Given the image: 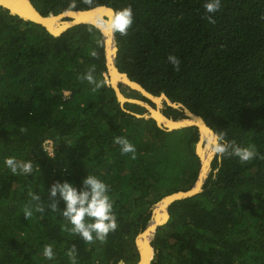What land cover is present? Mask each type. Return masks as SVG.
<instances>
[{"label": "trees", "instance_id": "16d2710c", "mask_svg": "<svg viewBox=\"0 0 264 264\" xmlns=\"http://www.w3.org/2000/svg\"><path fill=\"white\" fill-rule=\"evenodd\" d=\"M31 1L45 15L130 6L133 24L126 35L115 31L120 70L152 94L165 93L201 115L229 141L258 152L245 163L215 155L202 190L169 206L170 218L152 241V264H264V0H221L214 14L205 11L206 0ZM169 55L180 59V71ZM92 66L103 81L96 91L79 79ZM107 72L97 26L77 24L53 35L0 6V264H72L66 253L73 245L77 264H136V238L153 205L196 183L199 129L166 130L130 113L145 108L123 106ZM164 113L184 117L168 105ZM117 136L135 146V159L121 153ZM48 139L53 154L44 148ZM6 157L31 160L32 174L13 175ZM87 174L106 183L117 217L118 228L105 242L86 243L64 230L72 225L62 215L66 205L59 194L56 210L51 207L54 182L67 180L79 189ZM32 193L45 211L33 208L26 220L24 207L36 203ZM48 244L52 260L43 255Z\"/></svg>", "mask_w": 264, "mask_h": 264}, {"label": "clouds", "instance_id": "9594fccd", "mask_svg": "<svg viewBox=\"0 0 264 264\" xmlns=\"http://www.w3.org/2000/svg\"><path fill=\"white\" fill-rule=\"evenodd\" d=\"M204 8L207 13L214 14L220 10L221 0H206ZM207 19L209 23H215L212 15H209ZM132 24L133 12L130 6L116 11L111 20L112 29L122 35L127 34V30ZM93 55L95 56V52H93ZM167 59L169 63L173 65L175 71H180L181 61L178 57L169 55ZM94 71L95 68L92 66L84 75L79 77L82 81L86 80L89 84L94 86L92 91H96L103 86V81L95 79ZM26 131V128L20 129L22 134ZM114 142L121 146L122 154L131 153V158H136L135 146L130 143L127 138L117 136L114 138ZM52 147L54 151V146ZM209 147L213 153L221 158L224 156L238 157L241 163L250 162L258 156V152L254 145L250 144L247 147H242L237 144L235 140L229 141L226 132H214L209 140ZM4 162L13 175H31L33 172V162L31 160L18 161L15 157H6ZM48 194L49 199L53 201L51 205L52 210L55 211L58 206L55 200L57 194H59L66 205L62 215L72 227L70 229L65 227L64 230L72 234H78L86 243H94L96 240L105 242L109 233L117 230L118 221L113 212V202L109 196V188L106 183L97 178V176L87 174L82 180L79 189L67 180L64 182L56 181L51 185ZM31 200L36 203L24 207L23 215L26 220L33 215V208L36 212L41 214L45 211L44 206L39 203L41 197L38 194L32 193ZM43 255L48 260L54 259L55 253L51 244L44 247ZM66 255L69 257L72 264H77V250L75 245L67 251Z\"/></svg>", "mask_w": 264, "mask_h": 264}, {"label": "water", "instance_id": "95a60500", "mask_svg": "<svg viewBox=\"0 0 264 264\" xmlns=\"http://www.w3.org/2000/svg\"><path fill=\"white\" fill-rule=\"evenodd\" d=\"M0 6H2L4 9H8L10 13L13 15H18L19 17L25 20L34 21L36 23L43 25L53 35H60L64 31H66L68 28L75 26L77 24L90 23V24L97 26L102 31L104 35V39H105L106 62H107V69H108L106 78H107L108 83H110L112 87L115 89L117 97L119 101L121 102V104L124 106L125 103L130 102V103H136V104H139L145 107L148 110V112L145 114L131 112L129 110L128 111L137 117L153 118L156 120L159 127L166 129V130H175V129H180V128H184L188 126H196L199 129L200 140L198 141L196 145V151L201 159L202 167H201L199 177L196 183L190 189L180 190L172 194H169L165 196L163 199H161L159 202L154 204L153 209H152V218L149 221L148 226L136 238V243H137L139 253H140L139 261L136 264H152V259L154 258L155 253L157 252L154 246L152 245V241L155 237L158 227L165 224L170 218L169 206L176 200H180V199L191 197V196L198 194L203 188L204 181L210 173L211 163L216 154L212 153L211 155L212 159L209 163V167H208L209 170L202 183L201 175H202L203 168H204V159L200 152L199 143L203 140L201 149H205L204 142L206 141V139L209 140L207 138V134L205 133V130H208L210 134H213L215 131L208 125L206 120L201 115L194 113L184 104L172 101L165 93H162L160 96L152 94L141 83L133 80L128 75V73L122 72L120 70V68L117 65V61H116L117 53H118V43L116 40L115 31L114 30L112 31L113 41L111 40L115 46V52L113 53V57H110L109 52H108V37L106 35V26L110 22L109 20L112 19L111 18L112 16H110V14L113 15V17L115 15L114 8L108 5H98V6L85 9V10H66L59 14L50 13L49 15H45L36 8V6L33 4L31 0H0ZM85 16H88L89 19L85 20L84 19ZM64 23H67V27L62 28L60 31H56L50 28V27H54L57 25H64ZM121 84H126L131 89H135L139 91L142 95H144V97H146L152 103H154L156 107H153L149 102H146L144 100H140L136 98H128L123 93L121 89ZM165 105H168V106H171L177 109H181L184 112L185 117L174 119L172 117L167 116L164 113ZM167 121H173L177 124L171 126L167 124ZM160 204L165 205L164 207L165 216L163 217V220L157 219L158 215L156 214L157 206ZM154 220L156 221L154 228H151L153 230H150L149 228ZM147 240H148L149 249L148 251H145L143 250L144 249L143 244L144 243L147 244ZM150 252H152V257L149 259ZM119 264H126V263L123 260H121Z\"/></svg>", "mask_w": 264, "mask_h": 264}, {"label": "bare ground", "instance_id": "6f19581e", "mask_svg": "<svg viewBox=\"0 0 264 264\" xmlns=\"http://www.w3.org/2000/svg\"><path fill=\"white\" fill-rule=\"evenodd\" d=\"M110 16H112L111 18H113V15L110 14ZM84 19L87 20V19H89V17L88 16H85ZM111 20H109L110 22L106 26V35L108 37V52H109L110 57H113V53L115 52V46L112 43V41H113L112 40V38H113V32H112L113 29L111 27ZM65 27H67V23H64V25H57V26L50 27V28L53 29V30H56V31H60L62 28H65ZM167 124L173 126V125H176L177 123H175L173 121H167ZM205 133L207 134V138L210 140V138L212 137L213 134H210L208 130H205ZM209 140H208V144H207V146H206L205 149H201L203 140L199 143L200 152H201V155L203 156V159H204V168H203V172H202V175H201V181H202V183H203L204 178L206 177V174H207V172L209 170L208 167H209V163H210V161L212 159V156L211 155L213 153V152H211L210 147H209ZM164 207H165L164 204H160V205L157 206V209H156V214L158 215L157 216L158 217L157 219H162L163 220V217L165 216ZM155 222L156 221L154 220L153 223L151 224V226L149 228L150 230H153L151 228H154ZM143 245H144L143 246L144 247L143 250L148 251V249H149V247H148V240H147V244L144 243ZM151 257H152V252H150L149 259Z\"/></svg>", "mask_w": 264, "mask_h": 264}, {"label": "rangeland", "instance_id": "374dc122", "mask_svg": "<svg viewBox=\"0 0 264 264\" xmlns=\"http://www.w3.org/2000/svg\"><path fill=\"white\" fill-rule=\"evenodd\" d=\"M122 91H123V93L127 96V97H129L130 95H128V94H130V93H134V94H139L140 95V92L139 91H137V90H135V89H131L128 85H126V84H123L122 85ZM132 96V95H131ZM144 96V95H143ZM129 98H133V97H129ZM146 98V97H145ZM137 99H140V100H144L143 98H137ZM144 101H146V102H149L153 107H156V105L154 104V103H152L149 99L148 100H144ZM141 106V105H140ZM166 106V105H165ZM165 106H164V110H165ZM143 107V106H142ZM145 108V107H144ZM128 110V109H127ZM129 111H131V110H129ZM131 112H133V111H131ZM148 112V110L145 108V112L143 113V114H145V113H147ZM207 144H208V140L206 139V141L204 142V148H206V146H207ZM197 145V144H196ZM211 170V169H210Z\"/></svg>", "mask_w": 264, "mask_h": 264}, {"label": "built area", "instance_id": "2783aa9c", "mask_svg": "<svg viewBox=\"0 0 264 264\" xmlns=\"http://www.w3.org/2000/svg\"><path fill=\"white\" fill-rule=\"evenodd\" d=\"M53 143H52V141L51 140H47L46 142H45V149L48 151V152H50V154H53Z\"/></svg>", "mask_w": 264, "mask_h": 264}]
</instances>
